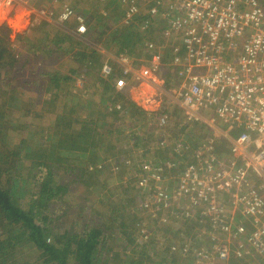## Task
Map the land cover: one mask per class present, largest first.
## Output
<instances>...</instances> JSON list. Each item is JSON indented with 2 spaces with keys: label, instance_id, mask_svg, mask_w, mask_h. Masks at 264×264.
I'll list each match as a JSON object with an SVG mask.
<instances>
[{
  "label": "built area",
  "instance_id": "1",
  "mask_svg": "<svg viewBox=\"0 0 264 264\" xmlns=\"http://www.w3.org/2000/svg\"><path fill=\"white\" fill-rule=\"evenodd\" d=\"M1 1L11 7L15 0ZM118 4L122 13L112 31L136 35V48L148 58L91 47L101 57L98 75L115 92L127 91L162 138L158 151L171 149L172 156L164 164L151 160L147 178L136 173L140 207L157 208L161 225L168 211L175 218L196 215L195 237L207 235L213 248L207 259L206 251L183 244L197 264L246 257L264 264V0ZM52 20L72 23L76 38L87 34L84 18L67 5ZM168 71L174 74L167 85Z\"/></svg>",
  "mask_w": 264,
  "mask_h": 264
},
{
  "label": "trees",
  "instance_id": "2",
  "mask_svg": "<svg viewBox=\"0 0 264 264\" xmlns=\"http://www.w3.org/2000/svg\"><path fill=\"white\" fill-rule=\"evenodd\" d=\"M69 24L72 25V23ZM43 27L50 26L45 23ZM107 28V30L110 29ZM11 34L12 31L7 26H0V83L4 82L6 85H14V82L10 81L15 78L16 74L23 73L26 67L24 63L26 55L38 56L39 48L37 50L35 48L32 52L27 51V54L26 50L13 49ZM62 35L64 37L56 42L50 40L48 46L51 47L48 50L58 51L57 45L61 44L60 41L67 42L68 37L79 47L77 51L68 54L67 58L76 65L77 69L69 68L65 75L56 72L44 74L47 86L50 85L52 89L47 88L45 83L40 85L37 80H23L20 76L23 82L19 86H25L21 92L25 94L31 91L35 94L32 111L20 108L15 103L0 104V264H108L110 262L112 264H188L185 259H181L180 263L174 260L175 255L168 251H173L171 247L175 246L169 243L162 244L163 251L172 257L161 255L162 252L157 253L156 259L154 256L147 257L146 244L141 245V251L136 258L125 255L131 248L132 250L138 249L139 234L145 235L146 233L144 228L135 226L136 208L124 202L126 184L119 181L112 184L110 189L106 187L108 191L106 195L100 194L103 180L99 177L104 173V166L101 167L99 163L104 165L106 162L109 165L105 160L110 159L111 154L114 155V150L118 151L113 145L107 147V144L111 143V137H109L110 132L104 127H108L109 124L106 121H96V118H92L89 114L91 110H88L87 117L92 119L81 116L74 119L70 115L71 111L68 113L69 109H64L62 115L55 113L57 111L54 109L44 111L43 104L47 97L58 101V98L63 96L64 90H59L61 83L74 82L77 77H74V71L86 74L87 77L96 75L101 63V57L99 60V55L93 51V48L81 41L78 42L70 34L62 33ZM105 38L107 39L103 43V48L116 41L118 44L116 51L126 49L137 60L148 58L146 53L136 48L141 40L139 41L136 35L127 30L111 31ZM15 39L16 45H19L18 43L25 45L27 40L20 34L15 35ZM19 57H23L20 62L21 71H18L14 65ZM10 71L12 74L9 77L1 78ZM173 74L171 71L166 73L167 85ZM99 81H101L100 78ZM101 88L102 103L111 107L112 112L118 113L119 116L127 112L133 118L147 116L125 97L126 90L115 92L110 83H104ZM48 90L51 91L47 92ZM81 96L83 97V91ZM65 97L67 102L65 105L70 108L74 103V96L68 93ZM20 103L23 105V102ZM3 104L9 105L8 109L4 108V112ZM117 104L121 106V109H116ZM75 105L81 106L83 103L75 102ZM14 110L22 118L27 117L25 124H16L11 121L10 112L14 113ZM5 112L9 113L5 114ZM90 120L96 123L102 122V126L95 123L94 128L102 129L103 132L97 133L94 130L93 134H84V130L91 129L86 126ZM75 122L82 125V132L70 131L72 123ZM195 131L199 132L196 134L198 140L204 141V136H206L204 131L199 129ZM14 138H16L15 141H13ZM224 151V147L218 144V155L223 156ZM101 152L105 157H100ZM120 164L125 169L133 168L130 164ZM87 190L91 192L95 190L91 193L96 194L95 200L89 198L91 194ZM109 192L114 193L112 200L107 198L113 196H109ZM141 209L145 210V208ZM166 213L167 222L163 228L158 227L162 231L169 230L171 223L178 226L175 231L176 236L187 232L192 223L195 225L194 229L198 227L199 219H195L196 215L193 219L190 217L188 221L189 219L184 217L175 218L169 211ZM194 229L189 243L194 250H197L205 241L204 238L198 240L195 237ZM183 238L184 236L181 239ZM207 243L208 251L206 252L212 254L211 240L208 239ZM184 252L179 250L177 253L181 257L187 255L193 258L192 250ZM28 254L32 257H28ZM216 260L219 261L217 258ZM191 263L189 261V264ZM228 264L241 263L231 259Z\"/></svg>",
  "mask_w": 264,
  "mask_h": 264
},
{
  "label": "rangeland",
  "instance_id": "3",
  "mask_svg": "<svg viewBox=\"0 0 264 264\" xmlns=\"http://www.w3.org/2000/svg\"><path fill=\"white\" fill-rule=\"evenodd\" d=\"M14 3L17 4H23L21 1H14ZM34 9L30 13L27 19L29 30L27 32L23 33V37H25L26 43L25 45H22L18 43L19 45H16V39L15 37H11L12 42V48L18 49V50H26L25 53L32 52L35 48L38 52V56L32 57L31 55L27 54L26 60H24V63L26 64V67L23 69V73L21 75L16 74L15 78L12 79L10 82H14L13 84L6 85L4 82L0 83V104L2 103H15L19 105V107H23L29 111L33 110L34 104H35V94H33L31 91H27V93L23 94L21 92L22 89H25V86H19L22 84V80L20 79L22 76L23 80L28 79L29 81H38L40 85L42 83H45V86L49 89H52L51 86H47V82L44 79V74H52V73H60L64 75L66 74V70L69 68L77 69L76 65L70 59L68 60V54H71L73 51H77L79 47H77V44L67 37V42H61V44L58 46V51H50L48 48H50V40L56 42L59 39H62L64 37L63 34H70L73 38L74 35L72 34L73 26L71 24H56L54 21L49 24L50 27H43L45 25L44 23H39V17L40 16H46L55 17V15L58 13L59 8L62 5H67L71 7L76 13L81 14L84 17L86 26H87V36L83 39L76 38L75 39L79 42H83L86 46L89 47H100L103 48L104 44L106 42L105 36H108V34L111 33L113 26L118 21V19L121 16V7L118 4V0H32L29 2ZM39 10V11H38ZM35 11H37L35 13ZM49 13L52 14V16L49 15ZM102 13H107L106 16H102ZM92 14L89 18L88 16ZM49 19V18H48ZM45 21V19H44ZM5 25L9 27L6 23L0 24V26ZM38 25L40 28L38 29ZM109 27L110 29L107 30ZM10 28V27H9ZM89 30V31H88ZM107 31V33H105ZM62 32V33H61ZM105 33V34H103ZM21 34V33H20ZM52 36V37H51ZM53 44V43H52ZM89 44V45H88ZM34 46V47H32ZM54 46V44H53ZM52 46V47H53ZM56 47V45H55ZM118 47V44L116 41L113 44L106 45V50L109 51H116ZM25 48V49H24ZM50 51V52H49ZM100 55V54H99ZM23 58V57H22ZM22 58L19 57L14 62L15 67H17L18 71L22 70V67L20 66V62L22 61ZM100 60V56H99ZM77 73V79L68 82L61 83V88L59 90L63 91V96L58 98V101H55L53 98L47 97L45 103L43 104L44 111H49L50 109H54L55 113L61 114L64 109H69L68 113L71 111L70 115L72 118L77 119V117H87L88 110H91L92 118H96L95 120H103L106 121L109 126L104 127L107 128V131L110 132L109 137H111V143L107 144L108 146H115L118 151H113L114 155H110V159H106L109 163L107 165L106 162H104V165L102 163H99V165L104 166V173L99 177L102 181V187L100 188V194H104L108 192L107 189L111 188L112 184H116L119 181L122 184H126L125 188V196H124V202L125 204H131L134 208H136L134 217H135V226L137 228L141 227L145 229V235L139 234V243L138 249L132 248L125 254L129 256L130 258H136L138 254L141 251V245L148 247L147 257H153L156 259L157 253L165 254L166 256L172 257L174 260H176L178 263H180V260L185 259L186 263L189 264V261H191V264H197L194 260H192V257L185 255V257H181L177 252L181 250V247L183 244L188 243L191 240L192 231L194 229V224L192 223L189 225L190 228H186L187 232L183 233L184 236L183 239H181L183 236L177 234L175 235V231H177L178 226L175 223H171V227L167 230H161L158 227H164L161 224L157 223L156 219H159V210L157 208L153 209V213L150 211V209L145 208V210L140 208L142 198H143V188L139 185V178L136 177V173H140V177H148V171H149V164L151 160L154 159H160L162 163L164 164L168 159H171V149H168L167 152L158 151V141L162 139L159 137L156 133V130L153 128L152 121L146 116L133 118L131 117L127 112L121 113L120 116L118 113H114L111 111V107H109L107 104H103L100 98V95L102 94V86H104V83H108L105 81H102L101 78L98 75V71L96 75H92L87 77L86 75ZM12 74L10 71L5 77H1L2 79H5L6 77H9ZM28 77V78H27ZM76 78V77H75ZM99 78L101 81H99ZM8 82L7 80H5ZM45 81V82H44ZM45 87V89H46ZM29 89V88H27ZM51 90H48L47 92H50ZM83 91V97L81 96V93ZM68 93H71L74 97L73 104L68 107V105H65L66 97ZM12 95V96H11ZM127 98V95L125 96ZM23 102V105L22 103ZM76 103H83V105H75ZM25 105V106H24ZM95 105H97V108H95ZM4 107H2V110L4 112V108L8 109L9 105L3 104ZM53 106V108H51ZM102 106V107H101ZM11 107V105H10ZM9 112H5V114H8ZM11 115V121L15 122L16 124H21L26 122V118H22V116H19L18 112L14 110V113L10 112ZM83 115V116H82ZM91 117H87L92 119ZM18 121V122H17ZM95 121L90 120V123H88L86 126L91 127L89 130H84V134H93L94 130L99 133L102 131V129H95ZM51 125V124H49ZM96 125H101V123H96ZM82 125H79L77 122L72 123V129L70 131H73L75 133L82 132L81 130ZM81 130V131H80ZM23 132V131H22ZM13 133V132H12ZM11 133V134H12ZM10 134V135H11ZM15 135V134H14ZM17 138V137H16ZM16 138L13 139V141L16 140ZM176 137H169L167 140H175ZM12 144V143H11ZM135 145V146H134ZM112 151V150H111ZM110 153V152H109ZM100 157L103 158L104 153H99ZM108 157V156H107ZM149 161V163H148ZM117 163V164H116ZM120 163L124 164H130L131 169H125L123 166H121ZM148 163V164H147ZM120 165V167H119ZM127 170V171H126ZM131 170V171H130ZM136 170V171H133ZM88 193H94V191L91 192V190H87ZM118 191V190H117ZM109 196L107 197L108 200H112L114 198V193L112 192L108 193ZM92 200L96 199V194H91L89 196ZM106 200V199H105ZM73 201H76L73 199ZM135 210V209H134ZM140 210L141 212H139ZM155 212V213H154ZM195 218V216H193ZM192 217V219H193ZM179 218V217H178ZM196 219V218H195ZM186 223V222H185ZM161 225V226H159ZM166 228V227H165ZM175 228V229H173ZM197 228V227H196ZM138 230V229H137ZM195 230V229H194ZM168 231V232H167ZM170 232V233H169ZM207 235L204 236L205 243H202L198 249H201L203 251H208V238H206ZM137 240V239H136ZM138 242V241H137ZM169 243V245L175 246V249L171 252L172 255L166 254V252L163 251V248L165 244ZM163 244V245H162ZM132 250V251H131ZM211 255V253H209ZM158 256V255H157ZM28 257H32V255L28 254ZM28 259V258H27ZM30 259V258H29ZM216 261V260H214ZM241 264H263L261 261L257 258L252 257H246L242 260H238ZM217 262V261H216ZM218 263V262H217ZM108 264H112L111 262ZM202 264V263H200ZM220 264V263H218Z\"/></svg>",
  "mask_w": 264,
  "mask_h": 264
},
{
  "label": "crops",
  "instance_id": "4",
  "mask_svg": "<svg viewBox=\"0 0 264 264\" xmlns=\"http://www.w3.org/2000/svg\"><path fill=\"white\" fill-rule=\"evenodd\" d=\"M31 1L32 0L26 3H23V4L14 3L11 7L4 6L2 1L0 2V24L6 23L10 27L8 28L11 29L12 31V34H11L12 37L13 36L15 37V35L20 34V33H21L20 35H23V33L29 30L30 27L27 26L28 25L27 19L30 13L34 9L32 6H30L31 4H29V2ZM36 12L37 11H35V13ZM52 21H53L52 18L49 17L48 15L47 17L45 15L39 17V23L45 22L46 24H51ZM74 72H75L74 77L78 76L76 73L78 71H74ZM80 74H83V73H80ZM74 80H78L77 77Z\"/></svg>",
  "mask_w": 264,
  "mask_h": 264
}]
</instances>
